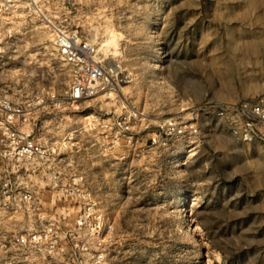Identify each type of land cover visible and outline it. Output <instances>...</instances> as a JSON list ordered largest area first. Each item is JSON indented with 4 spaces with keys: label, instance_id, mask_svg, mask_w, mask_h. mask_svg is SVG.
I'll use <instances>...</instances> for the list:
<instances>
[{
    "label": "rangeland",
    "instance_id": "1",
    "mask_svg": "<svg viewBox=\"0 0 264 264\" xmlns=\"http://www.w3.org/2000/svg\"><path fill=\"white\" fill-rule=\"evenodd\" d=\"M55 9L132 81L122 86L126 101L107 92L69 105L70 72L50 35L21 16L8 24L0 90L26 106L39 100L26 129L61 160L55 178L37 162L24 175L35 206L0 208V264H86L84 251L100 249L75 226L79 205L62 191L69 185L100 203L113 264H264V142L236 143L217 114L264 98V0H55ZM113 32L122 34L117 51L103 47ZM131 109L143 118L133 139L111 145L100 124ZM173 117L200 135L155 143L158 124ZM51 224L56 251L18 246Z\"/></svg>",
    "mask_w": 264,
    "mask_h": 264
},
{
    "label": "built area",
    "instance_id": "2",
    "mask_svg": "<svg viewBox=\"0 0 264 264\" xmlns=\"http://www.w3.org/2000/svg\"><path fill=\"white\" fill-rule=\"evenodd\" d=\"M19 16L37 22L50 35L58 56L67 66L71 77L65 98L67 104H84L101 94L117 92L132 81L124 63L105 56L97 42L60 18L55 9V0H0V44L8 37V24ZM57 99L55 94L51 96V101ZM37 103L39 100L28 106L17 103L0 90V208L8 212L22 209V206L31 208L38 203L37 193L23 185L24 175L35 170L32 162L42 163L43 167L52 170L55 178V161L58 163L61 160L60 151L45 144L33 129H26L31 124L32 106ZM217 114L226 121L236 143L264 142V98L220 107ZM142 120L141 112L127 110L104 119L99 133L111 145H118L121 140L133 139L135 128ZM200 133L197 124L182 117H173L158 124L153 140L168 146ZM25 164L31 167L22 172L20 166ZM62 191L72 199L76 197V204L79 205L76 228L100 247L96 252L84 251L86 264H113L103 247L104 236L111 228L100 203L88 190L81 191L69 185L64 186ZM59 241L54 224L17 238L20 248H45L49 254L56 251Z\"/></svg>",
    "mask_w": 264,
    "mask_h": 264
},
{
    "label": "bare ground",
    "instance_id": "3",
    "mask_svg": "<svg viewBox=\"0 0 264 264\" xmlns=\"http://www.w3.org/2000/svg\"><path fill=\"white\" fill-rule=\"evenodd\" d=\"M121 40H122V34L113 32L112 34L109 35V37L105 41V44L103 45V47L104 46L111 47L114 51H117L118 50L117 47L119 46ZM113 54L117 55L116 52H114ZM125 88L126 87H121L120 89L117 90V94H118L119 98H122L123 101H126L125 92H124ZM108 96L115 99V93L110 92V93H108ZM184 211H186V210H184ZM190 222L193 223V225H194V222H192V220H190Z\"/></svg>",
    "mask_w": 264,
    "mask_h": 264
}]
</instances>
